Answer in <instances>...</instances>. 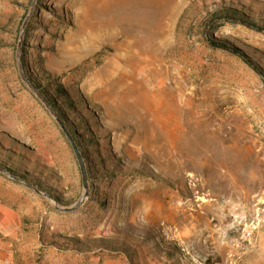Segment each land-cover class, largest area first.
<instances>
[{
	"label": "rangeland",
	"instance_id": "374dc122",
	"mask_svg": "<svg viewBox=\"0 0 264 264\" xmlns=\"http://www.w3.org/2000/svg\"><path fill=\"white\" fill-rule=\"evenodd\" d=\"M210 35L264 71V0H0V166L52 197L0 173L13 264H264V76Z\"/></svg>",
	"mask_w": 264,
	"mask_h": 264
},
{
	"label": "water",
	"instance_id": "95a60500",
	"mask_svg": "<svg viewBox=\"0 0 264 264\" xmlns=\"http://www.w3.org/2000/svg\"><path fill=\"white\" fill-rule=\"evenodd\" d=\"M29 87L34 91V93L42 100V102L50 109L51 113L53 115L56 116V113L50 108L48 102L41 96V94L38 92V90L32 86L31 84H29ZM57 121L59 122V124L61 125L62 129L64 130L67 138L69 139L70 141V144L71 146L73 147V150L75 152V155H76V158H77V161L79 163V167H80V170H81V174H82V182H83V188H84V191L82 193V195L79 197V199L77 200V202L70 206V207H60V206H57L58 209L62 210V211H65V212H69V211H74L76 210L82 203L83 201L86 199V197L88 196V191H89V185H88V172H87V168H86V164H85V160L83 158V155L82 153L80 152L74 138L72 137V135L69 133V131L67 130V128L65 127L64 123L60 120L59 117H57ZM0 173L5 175L6 177L14 180V181H17L31 189H33L34 191H36L37 193L41 194V195H44L46 197H48L49 199H52V197L42 193L39 189H37L36 187L28 184L26 181H24L23 179H21L20 177H17L15 176L13 173H11L9 170L3 168L0 166Z\"/></svg>",
	"mask_w": 264,
	"mask_h": 264
},
{
	"label": "bare ground",
	"instance_id": "6f19581e",
	"mask_svg": "<svg viewBox=\"0 0 264 264\" xmlns=\"http://www.w3.org/2000/svg\"><path fill=\"white\" fill-rule=\"evenodd\" d=\"M113 14V13H112ZM106 18V17H105ZM105 18H103V19H105ZM112 19V18H111ZM106 20V19H105ZM116 20V19H115ZM99 21V20H98ZM97 21V22H98ZM107 21H109L108 19H107ZM94 22V21H93ZM104 22V21H103ZM120 22V21H119ZM118 22V23H119ZM92 23V22H91ZM108 23V22H107ZM106 23V24H107ZM111 24V23H110ZM122 24V23H121ZM94 25V24H93ZM96 25V24H95ZM101 25V24H100ZM104 25V24H103ZM94 27V26H93ZM96 27V26H95ZM100 27V26H99ZM107 28V27H106ZM109 28H110V30H112V31H114V30H116V29H118L117 28V26H116V24H111L110 26H109ZM109 28H108V30H109ZM121 28H123L124 29V27H121ZM129 28V27H128ZM122 29V30H123ZM103 30V29H102ZM105 30V29H104ZM119 30V29H118ZM121 30V29H120ZM121 30V31H122ZM127 30V29H126ZM124 31H125V29H124ZM97 32V31H96ZM127 32V31H126ZM125 32V33H126ZM89 33H90V31H89ZM120 33V32H119ZM81 34V33H80ZM111 34V33H110ZM113 36V35H112ZM111 36V37H112ZM127 36V35H126ZM138 36V35H137ZM110 37V36H109ZM141 46V45H140ZM124 52V51H123ZM129 51H126V54L128 53ZM128 55V54H127ZM126 56V55H125ZM129 56V55H128ZM127 56V57H128ZM134 56V55H133ZM125 58V60H126V57H124ZM128 58H130V56L128 57ZM127 58V59H128ZM132 60V59H131ZM136 69V68H135ZM141 71V70H140ZM139 71V72H140ZM170 83L168 84V90L167 91H169V98H168V101H170L169 102V104L170 105H175L176 106V104L174 103V102H172L173 100H176L177 99V97L180 95V88H179V86H178V84H177V76L175 75V74H173V75H171L170 76ZM165 84V83H164ZM167 84V83H166ZM145 85L147 86V87H150V88H152V89H156V88H160V87H162L163 86V79H157L156 81H153L152 79H148V80H145ZM158 92H160V90H158ZM171 96H172V98H171ZM187 105V104H186ZM187 107V106H186ZM186 111H189V109L188 108H186L185 109ZM187 124V132L189 133V135H190V138H191V141L194 139V130L192 129V126L191 125H189L188 123H186ZM219 135V136H218ZM216 137L217 138H220V142H221V144L223 145V147H225L226 146V144L227 143H229V142H231L232 141V132L231 131H229L228 133H224V131H223V128H222V133L221 134H217L216 135ZM210 160H211V162H214L215 160H214V156L213 155H211L210 157ZM220 166H222L223 167V164H221V165H217V167H216V169L217 168H219ZM211 168H212V170H210V174H213L214 173V170H215V168H214V170H213V166H211ZM227 169V168H226ZM223 178L225 179V178H227V172L226 171H224V173H223ZM222 178V179H223Z\"/></svg>",
	"mask_w": 264,
	"mask_h": 264
},
{
	"label": "trees",
	"instance_id": "16d2710c",
	"mask_svg": "<svg viewBox=\"0 0 264 264\" xmlns=\"http://www.w3.org/2000/svg\"><path fill=\"white\" fill-rule=\"evenodd\" d=\"M225 16H229V13ZM233 17H226L228 18V20L234 19L236 16L235 15H230ZM237 18V17H236ZM240 18V17H238ZM241 22L251 26L253 28H258L255 21L249 19V18H243ZM209 43L215 47V48H220V49H224L230 52H233L234 54L238 55L239 57H241L250 67H252L256 72H258L261 76H264V71L263 69L260 67L259 64H257L250 56H248L247 54L243 53L242 51L236 49L235 47H233L229 42L225 41V40H217L215 38H213V36L210 35V37L208 38Z\"/></svg>",
	"mask_w": 264,
	"mask_h": 264
},
{
	"label": "built area",
	"instance_id": "2783aa9c",
	"mask_svg": "<svg viewBox=\"0 0 264 264\" xmlns=\"http://www.w3.org/2000/svg\"><path fill=\"white\" fill-rule=\"evenodd\" d=\"M0 264H13V262L0 252Z\"/></svg>",
	"mask_w": 264,
	"mask_h": 264
},
{
	"label": "crops",
	"instance_id": "0c3cea01",
	"mask_svg": "<svg viewBox=\"0 0 264 264\" xmlns=\"http://www.w3.org/2000/svg\"><path fill=\"white\" fill-rule=\"evenodd\" d=\"M1 253H2V255L6 256L3 252H1Z\"/></svg>",
	"mask_w": 264,
	"mask_h": 264
}]
</instances>
